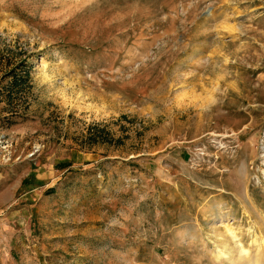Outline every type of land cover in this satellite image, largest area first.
<instances>
[{
    "label": "rangeland",
    "instance_id": "1",
    "mask_svg": "<svg viewBox=\"0 0 264 264\" xmlns=\"http://www.w3.org/2000/svg\"><path fill=\"white\" fill-rule=\"evenodd\" d=\"M23 58L0 264H264V0H0V88Z\"/></svg>",
    "mask_w": 264,
    "mask_h": 264
},
{
    "label": "trees",
    "instance_id": "2",
    "mask_svg": "<svg viewBox=\"0 0 264 264\" xmlns=\"http://www.w3.org/2000/svg\"><path fill=\"white\" fill-rule=\"evenodd\" d=\"M31 64L28 59L23 58L21 61L14 63L12 66L7 68L3 74L2 78L6 79L0 88V93L2 96V101H5L3 110L10 112L11 117L24 116L25 110L29 104V93L32 87L31 82ZM19 100L22 104H19ZM18 103V104H16ZM24 108V109H22ZM88 136L90 141L93 142H116L121 143L120 138H115L109 135L106 126L100 122H95L91 125Z\"/></svg>",
    "mask_w": 264,
    "mask_h": 264
},
{
    "label": "bare ground",
    "instance_id": "3",
    "mask_svg": "<svg viewBox=\"0 0 264 264\" xmlns=\"http://www.w3.org/2000/svg\"><path fill=\"white\" fill-rule=\"evenodd\" d=\"M246 253H247V250L246 249H242L239 257L237 259H232L231 260V264H256L255 262L250 261V260H248L246 258V256H245ZM222 254H224V253H222Z\"/></svg>",
    "mask_w": 264,
    "mask_h": 264
},
{
    "label": "built area",
    "instance_id": "4",
    "mask_svg": "<svg viewBox=\"0 0 264 264\" xmlns=\"http://www.w3.org/2000/svg\"><path fill=\"white\" fill-rule=\"evenodd\" d=\"M263 135H264V132H263ZM264 138V137H263ZM262 148L264 149V144H263V146H262ZM257 170L258 171H255L254 172V174L252 175V178H254L255 179V181H256V183L257 182H263L264 180V166L262 167V168H260V167H257ZM260 182V183H261ZM259 183V184H260Z\"/></svg>",
    "mask_w": 264,
    "mask_h": 264
}]
</instances>
